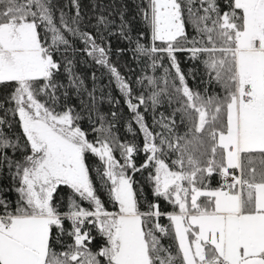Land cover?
Wrapping results in <instances>:
<instances>
[{"label":"snow or ice","instance_id":"1","mask_svg":"<svg viewBox=\"0 0 264 264\" xmlns=\"http://www.w3.org/2000/svg\"><path fill=\"white\" fill-rule=\"evenodd\" d=\"M67 7L0 0V264H264V0H141L149 43L122 7L119 35L146 62L135 80L110 60L114 20ZM178 52L222 93L190 87ZM81 55L122 93L131 140Z\"/></svg>","mask_w":264,"mask_h":264},{"label":"trees","instance_id":"2","mask_svg":"<svg viewBox=\"0 0 264 264\" xmlns=\"http://www.w3.org/2000/svg\"><path fill=\"white\" fill-rule=\"evenodd\" d=\"M53 2L60 6L68 5V7L65 8V11H71V0H53ZM80 2L82 14L85 16L86 23L88 19L91 18V24L94 25L95 16L100 13H103L104 15L108 16L109 19L114 20V23L110 25V32L105 33L107 37L106 43L110 42L111 44L110 60L120 70L122 75L126 76L130 80L137 79L138 75L143 74L141 69L145 67L146 62L134 58L132 52L133 45L119 35V12L123 7L125 19L130 25V34L135 38L139 32H144L145 36L141 42L149 43L148 27L142 21L138 10V5L141 3V0H80ZM222 2L223 0H221V3ZM97 4H99V8L95 7ZM88 30L95 31L91 25H89ZM189 31L191 32V28H189ZM77 46L82 47V45L79 44ZM121 48L126 49V51H118V49ZM176 56L182 71H184L188 76V83L190 87H192L194 90L201 91L202 93L204 92L205 88H207L209 94L222 93L220 85L216 83L209 85L207 83V78L204 75V66L201 63L190 59L187 52H178L176 53ZM77 59L79 62L76 64V71L85 78V83L89 89L93 87V81L91 79L92 73L94 72L96 74L97 79L95 82V87L98 90V98L101 96V93L103 94V98L100 99L98 104L100 111L106 115L112 111L117 112L115 127L116 133L121 138H127L131 140L132 135L127 131V124L132 119V114L124 103V97L118 90L115 82L111 79L110 74L105 68L96 65L94 61L86 56L81 55L80 57H77ZM165 66H167V64H165ZM190 72L195 76V79L192 78V75H189ZM61 79L66 82V78L61 77ZM135 87L139 88L138 85ZM80 99V97L73 93L71 96V103L79 105ZM84 99L86 100L87 97L85 96ZM110 100H116L118 103H110ZM159 110L163 111L164 109L161 108ZM81 126L85 130H89L90 122L85 119L81 121ZM17 131H19L18 128ZM140 142L141 141L138 138L137 143ZM141 159L142 157H138L137 163H139ZM89 163L93 166H98L99 162L96 157L89 156ZM93 176L95 177V172H93ZM134 179L137 180L141 185H144V178L141 176V174L137 173ZM4 182L7 183V181ZM96 184L102 200L107 202L109 198L106 188L100 186L98 178L96 179ZM144 188L145 196L151 199L150 193L148 192V186L144 185ZM106 207L109 208L111 205L106 203ZM162 208L170 209V206L167 204H162ZM110 210L114 209L111 207ZM162 223H167V221L162 220ZM162 242L168 244L169 240L168 238H165Z\"/></svg>","mask_w":264,"mask_h":264},{"label":"rangeland","instance_id":"3","mask_svg":"<svg viewBox=\"0 0 264 264\" xmlns=\"http://www.w3.org/2000/svg\"><path fill=\"white\" fill-rule=\"evenodd\" d=\"M109 208L111 209V207H109ZM110 209H109V210H110Z\"/></svg>","mask_w":264,"mask_h":264}]
</instances>
